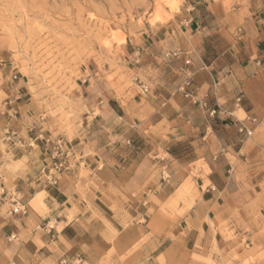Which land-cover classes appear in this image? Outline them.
<instances>
[{
	"label": "crops",
	"instance_id": "crops-1",
	"mask_svg": "<svg viewBox=\"0 0 264 264\" xmlns=\"http://www.w3.org/2000/svg\"><path fill=\"white\" fill-rule=\"evenodd\" d=\"M206 10L183 17L155 44L143 67L147 93L105 89L88 102L73 166L55 186L39 175L45 151L31 139L46 134L28 91L0 83V184L26 206L23 214L0 215L3 225L21 236L43 220L62 222L60 232L75 234L60 233L58 241L85 251V226L95 221L85 215L94 210L104 219L100 255L108 249L107 222L123 264H264V0H245L226 16ZM7 129L22 147L4 140ZM154 130L186 133L180 140L195 146L192 158L142 156L135 135ZM40 193L47 211L36 214L26 201Z\"/></svg>",
	"mask_w": 264,
	"mask_h": 264
},
{
	"label": "rangeland",
	"instance_id": "rangeland-1",
	"mask_svg": "<svg viewBox=\"0 0 264 264\" xmlns=\"http://www.w3.org/2000/svg\"><path fill=\"white\" fill-rule=\"evenodd\" d=\"M244 1L0 0V83L7 81L14 87L20 83L28 91L31 113L46 136L61 138L72 147L88 127V102L100 91L143 94L141 85L147 86L144 81L149 72L143 67L151 63L155 44L164 42L166 29L197 9L208 14L206 8L210 7L226 16ZM225 43L223 40L220 46ZM32 119L29 121L35 125ZM185 135L181 130L144 131L142 136L135 135L134 144L142 156L159 155L154 161H161L166 152L188 160L195 146L180 140ZM161 166L163 181L168 174L165 164ZM151 195L153 192L144 193V197ZM44 202L40 193L29 197L26 204L32 212L42 214L47 211ZM141 205L143 208L146 202ZM0 215L7 214L2 210ZM85 216L95 219L85 226L86 236L90 235L85 238L88 248L74 252L68 242L57 239L60 233L69 238L75 234L68 227L60 232L62 222L43 220L20 236L12 224L0 221V255L5 256L0 264H123L124 259L116 256V230L105 222L108 249L100 255L103 215L90 210ZM72 218L68 213L64 219ZM83 238L78 236L77 241Z\"/></svg>",
	"mask_w": 264,
	"mask_h": 264
},
{
	"label": "built area",
	"instance_id": "built-area-1",
	"mask_svg": "<svg viewBox=\"0 0 264 264\" xmlns=\"http://www.w3.org/2000/svg\"><path fill=\"white\" fill-rule=\"evenodd\" d=\"M12 78H16L15 75ZM143 93L148 91L146 85H141ZM241 99H236V104L239 105ZM35 126L30 122L29 130L33 131ZM240 129L246 131L248 135L251 131L247 130L242 124ZM15 137V133L11 129H7L4 133V140L11 142V144L18 147H22L23 144L20 140L15 142L12 139ZM32 142L41 141L45 154L39 167L40 177L49 185H57L60 177L73 166V149L61 138H51L50 136H44L42 133L36 134ZM3 210L4 214L15 215L25 213V206L21 203V198L16 190H9L0 184V211Z\"/></svg>",
	"mask_w": 264,
	"mask_h": 264
},
{
	"label": "bare ground",
	"instance_id": "bare-ground-1",
	"mask_svg": "<svg viewBox=\"0 0 264 264\" xmlns=\"http://www.w3.org/2000/svg\"><path fill=\"white\" fill-rule=\"evenodd\" d=\"M174 8V7H173Z\"/></svg>",
	"mask_w": 264,
	"mask_h": 264
}]
</instances>
